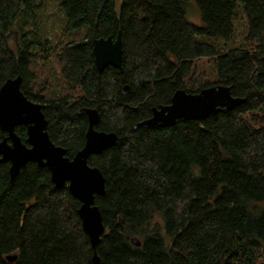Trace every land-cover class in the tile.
<instances>
[{
	"label": "trees",
	"instance_id": "1",
	"mask_svg": "<svg viewBox=\"0 0 264 264\" xmlns=\"http://www.w3.org/2000/svg\"><path fill=\"white\" fill-rule=\"evenodd\" d=\"M187 1L121 0L118 9L117 0H64L66 30L87 33L58 50L35 30L33 37L19 32L13 48L17 15L34 23L35 5L0 0V88L21 75L22 91L43 104L51 139L71 158L89 126L80 108H96V128L118 135L115 146L89 158L106 181V193L96 197L106 226L96 248L102 264H264V0H195L201 25L187 19ZM239 2L257 45L219 50L196 40L230 38ZM119 31L123 70L109 65L100 73L93 40ZM53 51L77 94L49 97L48 80L33 72L37 57ZM204 57H215L214 80H199L196 60ZM215 84L230 85L244 102L204 120L134 127L177 89L196 93ZM16 132L26 140L25 125ZM5 136L0 128V141ZM9 166L0 163V264H93L81 202L68 185L56 187L37 162L11 181ZM156 213L163 223L154 222ZM11 254L14 262L6 260Z\"/></svg>",
	"mask_w": 264,
	"mask_h": 264
},
{
	"label": "water",
	"instance_id": "2",
	"mask_svg": "<svg viewBox=\"0 0 264 264\" xmlns=\"http://www.w3.org/2000/svg\"><path fill=\"white\" fill-rule=\"evenodd\" d=\"M93 51L100 73L109 65L123 70L121 31L116 36L94 39ZM21 85L22 76L19 75L6 80L0 88V128L7 133L0 141V163H10L11 181L29 162H37L42 167H48L56 187L67 184L72 195L81 202L78 214L94 249L93 264H102L96 248L102 241L106 226L96 197L106 193V181L102 171L89 164V158L115 146L118 135L96 128L101 118L96 108H80V113H85L89 122L86 141L72 158L69 157L67 149L57 145L49 135L43 104L28 98ZM129 90V85L123 87L124 93ZM244 100L243 97L234 96L232 87L227 84L204 87L196 93L180 88L174 92L169 104L154 107L152 115L137 122L134 127L154 128L160 123L173 125L178 119L204 120L221 110L231 111ZM20 125L27 128L25 141L16 132V127ZM131 242L136 247L143 245L137 235L131 237ZM16 259L17 254L6 257L9 262Z\"/></svg>",
	"mask_w": 264,
	"mask_h": 264
},
{
	"label": "rangeland",
	"instance_id": "3",
	"mask_svg": "<svg viewBox=\"0 0 264 264\" xmlns=\"http://www.w3.org/2000/svg\"><path fill=\"white\" fill-rule=\"evenodd\" d=\"M64 0H30L35 6L32 8L35 15V24L25 19L19 13L9 32L10 44L16 48L18 43V33H28L33 37V30L37 31L39 38L49 40L51 48L60 50L70 41H78L84 38L87 27L79 30L67 31L65 28V16L61 9ZM121 0H117V8H120ZM187 19L196 25L202 24L201 11L195 0H189L184 5ZM234 33L226 39L214 37L206 34H196L195 38L199 42L213 43L219 50H226L236 46L252 47L260 42V38L251 39L248 37V22L244 11L243 3L239 2L235 9ZM39 51V50H38ZM215 57H204L196 60L198 65L199 80H214L217 77L215 70ZM33 72L36 76L48 80L49 97H61L63 95H75L77 91L66 84L62 75V67L53 51L46 60L37 57L33 64ZM154 222L163 223V217L156 213Z\"/></svg>",
	"mask_w": 264,
	"mask_h": 264
},
{
	"label": "flooded vegetation",
	"instance_id": "4",
	"mask_svg": "<svg viewBox=\"0 0 264 264\" xmlns=\"http://www.w3.org/2000/svg\"><path fill=\"white\" fill-rule=\"evenodd\" d=\"M3 132V131H2ZM4 133H6V132H4ZM6 135H7V133H6ZM10 164V163H9ZM9 168H10V166H9Z\"/></svg>",
	"mask_w": 264,
	"mask_h": 264
}]
</instances>
